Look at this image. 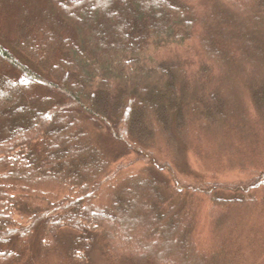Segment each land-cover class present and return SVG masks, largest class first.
Returning a JSON list of instances; mask_svg holds the SVG:
<instances>
[{
  "label": "trees",
  "instance_id": "obj_1",
  "mask_svg": "<svg viewBox=\"0 0 264 264\" xmlns=\"http://www.w3.org/2000/svg\"><path fill=\"white\" fill-rule=\"evenodd\" d=\"M100 248L264 264V0H0V264Z\"/></svg>",
  "mask_w": 264,
  "mask_h": 264
},
{
  "label": "rangeland",
  "instance_id": "obj_2",
  "mask_svg": "<svg viewBox=\"0 0 264 264\" xmlns=\"http://www.w3.org/2000/svg\"><path fill=\"white\" fill-rule=\"evenodd\" d=\"M104 203V202H103ZM74 235V234H73ZM34 246L36 247V243L34 242ZM196 251L198 250V248H196ZM40 251V250H39ZM39 252L37 251V254H34V256L37 257V259L39 258L38 261H35L34 264H60L61 263V260L58 259L59 256H55V255H52V253L50 252H46L43 254V252L38 256ZM43 254V255H42ZM91 263H94V264H108L107 261L105 260L104 258V254H103V250L102 248H100L99 251H94L92 254H91Z\"/></svg>",
  "mask_w": 264,
  "mask_h": 264
}]
</instances>
